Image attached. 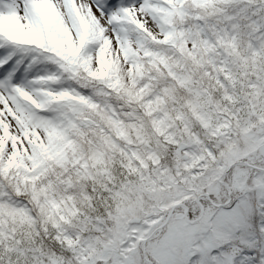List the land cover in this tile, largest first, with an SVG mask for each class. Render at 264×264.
I'll list each match as a JSON object with an SVG mask.
<instances>
[{"label": "snow or ice", "instance_id": "snow-or-ice-1", "mask_svg": "<svg viewBox=\"0 0 264 264\" xmlns=\"http://www.w3.org/2000/svg\"><path fill=\"white\" fill-rule=\"evenodd\" d=\"M0 264H264V0H0Z\"/></svg>", "mask_w": 264, "mask_h": 264}]
</instances>
